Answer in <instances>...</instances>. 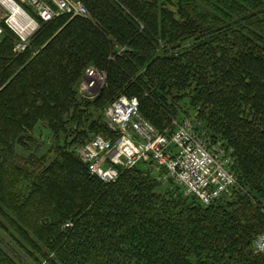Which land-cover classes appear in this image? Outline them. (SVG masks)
<instances>
[{"label": "trees", "instance_id": "trees-1", "mask_svg": "<svg viewBox=\"0 0 264 264\" xmlns=\"http://www.w3.org/2000/svg\"><path fill=\"white\" fill-rule=\"evenodd\" d=\"M75 1L87 15L41 21L23 52L4 26L0 226L36 264H264V0ZM90 68L105 75L93 99L79 91ZM122 96L159 132L192 111L237 185L204 205L163 194L153 162L92 173L78 148L116 138L103 110ZM41 125L49 153L20 155ZM0 264L21 263L0 244Z\"/></svg>", "mask_w": 264, "mask_h": 264}, {"label": "built area", "instance_id": "built-area-1", "mask_svg": "<svg viewBox=\"0 0 264 264\" xmlns=\"http://www.w3.org/2000/svg\"><path fill=\"white\" fill-rule=\"evenodd\" d=\"M63 14L87 15L88 11L75 0H0V41L7 26L17 35L15 51L23 52L41 21ZM105 115L111 129L117 132L116 138L98 134L78 148L90 171L102 179L115 181L120 167L153 162L204 205L237 185L230 159L223 151H212L196 135L190 121H175L173 132H159L140 116L137 98L126 96L108 105ZM255 245L264 254V232Z\"/></svg>", "mask_w": 264, "mask_h": 264}, {"label": "rangeland", "instance_id": "rangeland-1", "mask_svg": "<svg viewBox=\"0 0 264 264\" xmlns=\"http://www.w3.org/2000/svg\"><path fill=\"white\" fill-rule=\"evenodd\" d=\"M218 12H220L218 10ZM105 82V75L101 72L96 70L95 68H90L86 71L83 81L79 84V91L80 94L93 99L95 98L102 87V85ZM89 83L91 85H89ZM107 108V107H106ZM106 108L103 110V121L108 124L105 112ZM190 115H192V111L188 114L181 115L182 118H184L187 121H190ZM192 125H195V123H192ZM33 138L34 141L32 142L33 147L31 145V151L26 150L25 148L18 146L17 152L20 155L23 156H29L31 152H34L38 156H42L44 154L49 153V149L53 146L54 140L52 137L51 132L45 128L44 126H39L36 128V130L33 132ZM207 146L212 151L221 152L223 151V148H221L217 144H208ZM230 158V161H233L232 157L228 156ZM50 160L54 158V155L48 156ZM151 167V172L157 182L159 183V189L163 192V194L166 195H184V196H192L188 194L182 185H180L175 180L167 177V175L163 172V170L156 164L152 163L146 165ZM231 195V194H230ZM221 197V196H220ZM0 244L13 256L15 257L21 264H36L33 262V260L25 253V251L21 248L20 244L17 243L9 234L6 233V231L0 226ZM255 251L259 252L256 248V245L254 246Z\"/></svg>", "mask_w": 264, "mask_h": 264}, {"label": "bare ground", "instance_id": "bare-ground-1", "mask_svg": "<svg viewBox=\"0 0 264 264\" xmlns=\"http://www.w3.org/2000/svg\"><path fill=\"white\" fill-rule=\"evenodd\" d=\"M20 15H23V13L19 12ZM67 15V14H66ZM41 24V23H40ZM19 27V26H18Z\"/></svg>", "mask_w": 264, "mask_h": 264}]
</instances>
